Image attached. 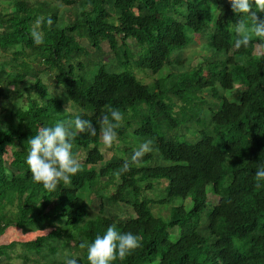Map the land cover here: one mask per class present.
<instances>
[{
	"label": "trees",
	"instance_id": "trees-1",
	"mask_svg": "<svg viewBox=\"0 0 264 264\" xmlns=\"http://www.w3.org/2000/svg\"><path fill=\"white\" fill-rule=\"evenodd\" d=\"M10 2V12L0 11V51L23 55L29 63L35 58L45 68L34 69L33 82L24 84L31 66H11L14 71L10 72L0 66V234L10 225L37 230L54 226L24 243L40 250L47 238H57L77 227L75 245L79 247L81 243L91 244L116 224L121 234L131 232L142 240L139 248L111 264H264V180L258 188L255 176L264 166V51L254 52L256 39L247 48L234 47L231 27L241 17L231 11L227 0H58L54 5L47 0ZM64 4L67 23H59ZM257 15L264 19V13ZM38 18H42L40 45L30 35ZM243 19L250 23L247 15ZM185 28L196 33L211 28L209 45L225 56L204 59L183 73L173 89L158 84L153 88L134 71H119L132 64V70L136 66L156 73L169 63L173 50L189 43ZM81 39L100 51L91 57L98 60L97 68L92 62L74 63L79 52L87 53ZM103 42L108 43L117 67L103 60ZM134 47H138L136 52ZM76 67L82 69L80 78L76 77ZM87 70L91 78L84 76ZM43 72L53 74L67 99L90 110L71 113L64 120L79 115L97 129L95 136L86 131L72 141V153L81 158L82 169L71 184L61 181L54 192L34 182L26 164L28 139L41 127L63 121L57 118L63 100L48 94L40 76ZM207 72L210 80L204 79ZM218 87L232 90L234 98L238 96L232 100L221 97ZM207 91L215 101L199 95ZM169 93L181 103H175ZM24 96L29 101L27 108L6 106ZM191 102L196 105L193 109L188 107ZM201 104L208 109L203 110ZM141 105L150 110L142 119L138 117ZM111 108L125 113L115 142H128L129 128L133 134L151 140L156 150L126 172L121 171L122 165L130 161L134 144L126 150L127 155L109 160L100 149V117ZM5 112L11 116L9 121L1 116ZM208 113L210 117H206ZM200 117L205 120L204 127ZM181 128L194 130V138L187 139ZM9 146L12 159L7 163ZM156 154L169 164L148 166ZM159 180L165 181L167 196L155 200L146 192L156 189ZM107 181L114 183L115 191L99 199V215L88 219V202L82 193L101 191L98 184ZM177 196L189 198L190 205L173 208L166 218L153 212L154 204ZM107 203L126 205L132 212L121 218L108 213ZM32 211L34 216H30ZM175 227L179 236L172 240L170 229ZM6 247L0 245V256H7ZM86 255V248L82 249V255L75 256L77 264H88Z\"/></svg>",
	"mask_w": 264,
	"mask_h": 264
},
{
	"label": "rangeland",
	"instance_id": "rangeland-1",
	"mask_svg": "<svg viewBox=\"0 0 264 264\" xmlns=\"http://www.w3.org/2000/svg\"><path fill=\"white\" fill-rule=\"evenodd\" d=\"M13 0H0V11L6 12L12 9L11 7V2ZM50 5H54L58 2V0H47ZM65 8V4L62 6L59 12V23L62 21L64 23H67V17H66V12H63V9ZM8 12V13H9ZM169 20V18H168ZM212 29L209 28L203 32H194L193 30H190L188 28H185V34L189 40V43L182 47L181 49H175L172 51L170 54L169 58V63L165 64L159 71L156 73H152L151 71L147 69H136L133 67L132 70V64L122 66L119 71L122 70H128L137 75V77L141 80H143V83H148L150 84L153 88L157 87V84L160 87H164L165 89H173L176 88L177 84L176 82L178 81V78L186 72H189L191 69H193L196 65L199 63L204 62V59H221L225 56L224 52H219L216 51L213 47L209 45V39H210V33ZM231 31L234 34L235 40H236V33H235V27H231ZM255 39V37L253 38ZM81 44L85 47L87 50V53L84 54L83 52H79L78 56L74 59V63L82 62L85 64H88L92 62L93 64L96 65V68L99 65V62L97 59H93L91 57H95L99 55L100 51H97L95 48L90 46L88 42L85 39H81ZM102 51L105 53V58L103 59L105 63L108 65H113L117 67V62L115 61V56L111 52L109 45L107 42H103L101 44ZM138 50V47H134L133 51L136 52ZM264 49L255 48V53H260L263 52ZM102 60V61H103ZM42 62L39 60H36L33 58L31 60V63H29V59L24 57L23 55H17L15 56L12 52L9 53H3L0 51V66L4 65L6 71H14V69L11 67L13 66H19L22 68H26L28 66H31L30 68L32 71H29V75L24 79V84H31L33 82V70H43L44 71V65H41ZM8 64V65H7ZM95 68V69H96ZM82 72V69L80 68H75V73L76 77L80 78V74ZM134 74V73H133ZM40 76L43 78V82L47 85V92L48 94L55 96L57 98H60L63 100L62 102V107L58 112L57 118H60L62 120L66 119L71 113H81V112H86L90 113V110L88 108H83L71 100L67 99L66 93L64 91V88L62 85L55 83V79L53 78V74H47L44 72L40 74ZM86 78H91L90 72L87 70L84 75ZM211 74L210 73H205L204 79L205 80H210ZM12 87V86H11ZM217 87V86H216ZM220 89V96L227 98V99H236L238 96V93L235 94V98L233 97L232 90H227L223 89L221 87H218L217 90L219 91ZM172 96V99L175 103L180 104L181 101L174 96L172 93H169ZM199 95H203L207 101L209 100H216L215 98H212L209 91L206 93H199ZM69 101V107L70 111L65 112V105ZM7 102V101H6ZM29 105V101L27 98L22 97L19 98L15 103L10 104L7 102V107H11L12 109L15 108L16 106H20L22 108H27ZM196 106L191 102L188 107L189 109H193ZM199 107V106H198ZM200 107L203 110L208 109V106L206 104H201ZM8 112V111H7ZM7 112L3 113L1 116L2 118L6 119V121H9L11 119L10 114ZM123 118L125 116V113L121 111ZM147 114H150V110H144V108L141 105V109L138 110V117H144ZM209 116V113L206 115V117ZM210 117V116H209ZM200 122V126L204 127L205 120L203 117L198 118ZM137 122H139L137 120ZM208 128L211 129V125L208 124ZM194 130L187 131L183 128L180 129L181 133H184L187 139H193ZM133 134L132 130L128 128L127 130V139L129 138L128 142L125 141L126 139H123L125 143L122 141L120 142H114L111 148H105L100 136V149L104 154L105 160H109L113 156H125L127 155L126 150L131 148V144H134V150H136L141 143L146 141L145 138L133 134L131 137L129 135ZM119 141V140H118ZM127 142V143H126ZM7 154L5 155V160L7 163L11 161L12 155H11V147L9 146L7 148ZM151 152H156L155 149L152 147ZM81 154V153H80ZM79 161H81V158H78ZM103 163V162H102ZM169 162L163 159L160 155L156 154L151 160L147 162L148 166H158V165H168ZM97 169L98 166H89V169ZM165 181H157L155 183V188L153 190H149L146 192L148 196H151V198L158 200L165 198L167 196V191L165 188ZM98 187L100 188L101 191L98 189H90V190H85L82 194L86 197L87 202H88V212H87V218H95L99 215L98 211V204H99V199L104 198V194H107L109 192H114L115 191V185L113 182L108 183L107 182H102L98 184ZM103 199V200H104ZM209 200L212 201L213 198L209 196ZM191 203V200L189 198L183 200L181 197H173L166 203H157L152 206V210L156 215L162 216L163 218H166L169 214V212L183 204L186 207H188ZM108 205V203H107ZM108 213L110 211L112 213H116L121 218H126L128 217L127 214L128 212H132L130 210V207L126 205H120V207L109 204L107 206ZM111 207V209H110ZM8 209H11L10 206H8ZM35 211H32L30 213V216H34ZM57 224V222L55 223ZM54 224V225H55ZM54 226H48L43 230H37V229H25L23 227H18L16 225H10L7 227L3 233L0 234V245L6 244L7 249H5V252L7 253V256H0V264H65V259L66 258H75V256L82 255V249L80 247H77L75 245L76 241L78 240V233L76 228L75 230H72V227L70 228L69 232H62L59 237H49L45 240L43 243V247L40 250H36L35 248L31 246H27L26 242L28 240L35 239L36 236L38 235H44L47 232H49ZM171 232V239L176 240L179 236V228L175 227L170 229ZM23 243V244H22ZM15 245L14 247H12ZM11 247V248H10Z\"/></svg>",
	"mask_w": 264,
	"mask_h": 264
},
{
	"label": "clouds",
	"instance_id": "clouds-1",
	"mask_svg": "<svg viewBox=\"0 0 264 264\" xmlns=\"http://www.w3.org/2000/svg\"><path fill=\"white\" fill-rule=\"evenodd\" d=\"M231 11L241 19L235 24L236 40L234 47L247 48L256 39V47L264 49V19L257 13H264V0H227ZM247 15V22L243 17ZM42 18H38L30 35L37 45L43 43L39 26ZM47 23L52 24L51 18ZM70 111L69 101L65 105V112ZM123 120L122 113L115 108L100 117L99 131L105 148H111L117 140L116 129ZM88 132L95 136L97 129L89 120L77 115L74 119L58 121L52 127H41L38 133L28 139L30 146L26 158L34 182L41 184L49 192H54L59 183L71 184L72 177L81 171L79 159L73 155L72 141L81 133ZM152 151V141L146 140L134 150L130 161H125L121 171L126 172L131 165H138L143 156ZM120 173H117L119 175ZM257 184L264 180V166L255 173ZM142 238L131 232L121 234L116 224L109 226L103 236L97 235L91 244L81 243L79 247L87 250L88 264H111L117 258L123 260L141 245ZM65 264H77L75 258H66Z\"/></svg>",
	"mask_w": 264,
	"mask_h": 264
}]
</instances>
